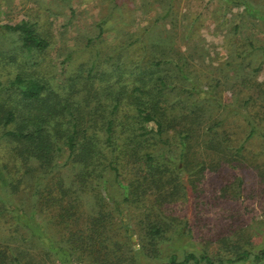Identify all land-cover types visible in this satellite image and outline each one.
I'll return each instance as SVG.
<instances>
[{
  "label": "rangeland",
  "instance_id": "374dc122",
  "mask_svg": "<svg viewBox=\"0 0 264 264\" xmlns=\"http://www.w3.org/2000/svg\"><path fill=\"white\" fill-rule=\"evenodd\" d=\"M22 22L48 39L46 50L27 51L21 47L19 33L5 28ZM92 59L104 70L103 77L116 64L125 65L128 75L143 69L166 73L170 77L166 98L174 106L173 112L197 111L191 104L214 97H221L220 105L204 101L208 117H223L225 110L244 112L252 104L247 95L264 97V0H0V113L8 106L23 111L16 105H21L19 96L6 89L17 74L36 72L59 88L62 83L67 85L68 75L85 77ZM151 59L160 65H153ZM175 67L182 72L175 74ZM228 118L231 130L243 136L245 125L232 122L238 117ZM18 122H0V264H17L15 259L20 264H103L100 254L78 248L92 244L85 226L99 223L94 219L98 213L111 217L108 234L112 238H105L102 232L97 240L125 242L138 249L139 235L146 230L142 232L139 224L143 210L125 201L128 178L118 183L92 166L85 192L77 197L79 213L82 211L79 227L86 233L74 244L75 249H67L73 245L75 226L69 221L62 226L53 199L59 196L58 181L70 189H78L81 183L74 180L72 168L63 164L65 155L52 169L29 159L28 143L5 135L18 129ZM164 138L175 140L167 134L159 140L148 137L152 156L158 157L165 148ZM254 143L262 144L257 137L248 142ZM248 163L242 159L216 171L207 168L195 187L187 183L185 198L162 207L171 219L160 243L162 253L158 259L140 258V263L158 264L170 252L180 257L183 250L200 246L215 258L225 257L221 240L227 235L232 242L250 247L253 254L263 249L264 162L253 167ZM246 171H251V181H245ZM242 174L244 180L238 185L236 176ZM180 175L186 182L188 175ZM119 209H125L131 243L117 234ZM181 223L186 224L185 231L180 228L174 233ZM126 257L130 264L138 261L130 254ZM236 264H264V259Z\"/></svg>",
  "mask_w": 264,
  "mask_h": 264
},
{
  "label": "trees",
  "instance_id": "16d2710c",
  "mask_svg": "<svg viewBox=\"0 0 264 264\" xmlns=\"http://www.w3.org/2000/svg\"><path fill=\"white\" fill-rule=\"evenodd\" d=\"M5 28L19 33L21 47L27 51L42 52L50 45L46 37L36 33L25 22L5 25ZM120 53L117 52V55ZM97 55L98 52L94 56ZM111 58L109 56L108 60ZM151 60L153 65H160L157 59ZM180 68L173 70L175 74L182 72ZM126 72L125 65L116 64L108 71L107 77H103L104 70L100 69L96 59H92L85 77L83 73L68 75L65 77L67 85L62 83L59 88L54 87L49 78L36 72L17 74L9 80L6 89H12L19 96L21 105H16L21 106L23 111L20 112L16 106H8L0 113V122L5 125L19 120L18 129L7 131L5 135L27 142L29 159L41 167L52 169L58 166L57 160L65 155L63 164L72 168L74 180L81 183L78 189H70L58 181L56 188L59 192L56 195L59 196L53 199L58 205L62 226L68 225V221L75 226L73 245L67 249H75L74 244L86 233L79 227L82 211L79 213L77 197L85 192L86 178L93 175L94 168L91 166L100 167L98 174L109 175L108 178L118 183L128 178L129 182L124 186L125 201L129 206L136 205L143 210L139 224L144 229L142 232L146 231L139 235L141 243L138 249L125 242L97 240L102 232L105 238H112L108 234L112 230V219L108 214H96L94 219L99 223L85 226L88 236L93 237L92 244L77 247L88 254H100L103 264H130L126 257L128 254L138 259L131 264H141L140 258L144 257L158 259L163 251L160 243L171 227V219L169 221L164 215L162 207L173 200L185 198L187 183L195 187L205 169L216 171L225 165L241 163L242 159H247L250 167L264 162V97L255 99L247 95L246 100L252 104L244 112L225 110L223 117H208L204 103L205 99H209L220 105L221 97L203 98L197 105L191 104L196 106L197 111L173 112L174 106L168 104L166 98L165 90L170 85V77L166 73L158 74L151 69H143L136 75ZM119 80L121 84L118 86ZM261 90L264 93V89ZM229 116L231 119L233 116L239 118L232 119V122L245 125L243 136L231 130ZM165 134L175 140L169 142L164 138L165 148L158 157L152 156L147 147L148 137L159 140ZM256 137L262 144H248ZM182 173L188 175L186 182L181 179ZM248 174L251 171H246L245 181L252 180ZM242 176H236L238 185L244 180ZM70 192L72 195H69ZM117 213L121 215V227L117 234L131 243L125 209H119ZM176 226L174 233L180 228L186 229L183 223L180 227ZM221 242V248L227 251L225 257L215 258L206 247L200 246L195 250H183L180 257L170 252L158 264H236L249 259L259 263L264 259V248L253 254L244 243L232 242L230 235L223 236Z\"/></svg>",
  "mask_w": 264,
  "mask_h": 264
}]
</instances>
